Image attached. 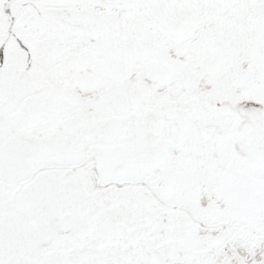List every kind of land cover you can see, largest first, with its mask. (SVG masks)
<instances>
[{
  "label": "snow or ice",
  "instance_id": "6c2138e0",
  "mask_svg": "<svg viewBox=\"0 0 264 264\" xmlns=\"http://www.w3.org/2000/svg\"><path fill=\"white\" fill-rule=\"evenodd\" d=\"M0 264H264V0H0Z\"/></svg>",
  "mask_w": 264,
  "mask_h": 264
}]
</instances>
